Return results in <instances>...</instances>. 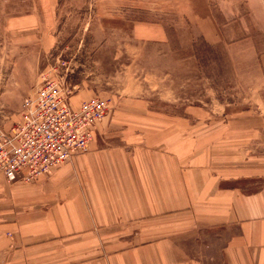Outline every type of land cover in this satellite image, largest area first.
<instances>
[{"label": "crops", "instance_id": "crops-1", "mask_svg": "<svg viewBox=\"0 0 264 264\" xmlns=\"http://www.w3.org/2000/svg\"><path fill=\"white\" fill-rule=\"evenodd\" d=\"M191 114L116 113L36 182L0 175V264H264V145Z\"/></svg>", "mask_w": 264, "mask_h": 264}, {"label": "rangeland", "instance_id": "rangeland-1", "mask_svg": "<svg viewBox=\"0 0 264 264\" xmlns=\"http://www.w3.org/2000/svg\"><path fill=\"white\" fill-rule=\"evenodd\" d=\"M46 78L72 102L106 98L104 121L243 114L264 145V0H0V122Z\"/></svg>", "mask_w": 264, "mask_h": 264}, {"label": "built area", "instance_id": "built-area-1", "mask_svg": "<svg viewBox=\"0 0 264 264\" xmlns=\"http://www.w3.org/2000/svg\"><path fill=\"white\" fill-rule=\"evenodd\" d=\"M71 93L64 81L46 78L23 103L20 122L0 125V175L8 182L34 183L89 151L110 105L95 95L75 106Z\"/></svg>", "mask_w": 264, "mask_h": 264}]
</instances>
